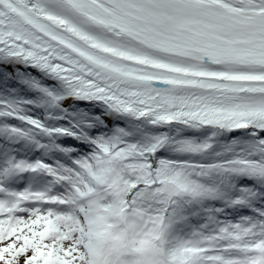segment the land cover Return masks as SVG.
I'll return each instance as SVG.
<instances>
[{
  "label": "snow or ice",
  "instance_id": "snow-or-ice-1",
  "mask_svg": "<svg viewBox=\"0 0 264 264\" xmlns=\"http://www.w3.org/2000/svg\"><path fill=\"white\" fill-rule=\"evenodd\" d=\"M0 79V264H264V0H0Z\"/></svg>",
  "mask_w": 264,
  "mask_h": 264
},
{
  "label": "rangeland",
  "instance_id": "rangeland-1",
  "mask_svg": "<svg viewBox=\"0 0 264 264\" xmlns=\"http://www.w3.org/2000/svg\"><path fill=\"white\" fill-rule=\"evenodd\" d=\"M11 83H14L16 86H19V87L24 86L25 89H26L27 91L33 93V91H30V90H29L25 85H23V84L17 83L16 81L13 80V81H9V82H8V85L11 84ZM8 85H7V89H5V86H4V84H3V81L0 82V98H2V99H12V98H16L17 94H18V96L21 97V98H22V97H27L26 95H22V94H20V93H17L16 91L10 89V88L8 87ZM80 107L83 108L82 105H80ZM94 111H95V110H94ZM9 123L18 124L19 122H17V121H10ZM0 140H2V139L0 138ZM10 146H11V145H10ZM10 146H9V145H5V144H2L1 141H0V147H1V148H6V149H5V152H7V151H8V152H11V151H13L14 149L19 150V147H18V146H13L12 149H11ZM37 155H39V154H33L32 157L35 158V156H37ZM26 184H28V182H26L25 184L21 185V188L24 187V186H26ZM243 213H244V214H248V209H247V208L243 209Z\"/></svg>",
  "mask_w": 264,
  "mask_h": 264
},
{
  "label": "bare ground",
  "instance_id": "bare-ground-1",
  "mask_svg": "<svg viewBox=\"0 0 264 264\" xmlns=\"http://www.w3.org/2000/svg\"><path fill=\"white\" fill-rule=\"evenodd\" d=\"M80 105H82L83 107H84V105L81 103ZM96 111V110H95ZM2 140H0L1 141V143L2 144H5V145H11L10 147H11V149L13 148V146H18L19 147V149H20V147H21V145L20 144H18V143H14V142H9L8 140H6L5 138H3V137H0ZM5 149L6 148H1L0 147V151H3L5 154H7V153H10V152H5ZM14 150H16V149H14ZM12 152V151H11ZM16 152H17V155L18 156H23L24 154L23 153H21V152H19V150H16ZM33 154H38V153H32L31 155H33ZM26 182H28V179H27V177H24V178H17V181L16 182H14L12 185L14 186V188H16V189H23L24 187H26L28 184H26V186H24V187H22L21 188V185H23V184H25Z\"/></svg>",
  "mask_w": 264,
  "mask_h": 264
},
{
  "label": "trees",
  "instance_id": "trees-1",
  "mask_svg": "<svg viewBox=\"0 0 264 264\" xmlns=\"http://www.w3.org/2000/svg\"><path fill=\"white\" fill-rule=\"evenodd\" d=\"M0 82H2V79H0ZM8 87L10 89L16 91L17 93H20L22 95H26L27 97H31V96L35 95L34 92L32 93V92L27 91L24 86L19 87V86H16L14 83L9 84ZM0 99H2V98H0ZM12 99H14V98H12ZM38 114L43 115V113H38ZM57 142L58 143H65V140L57 141Z\"/></svg>",
  "mask_w": 264,
  "mask_h": 264
}]
</instances>
